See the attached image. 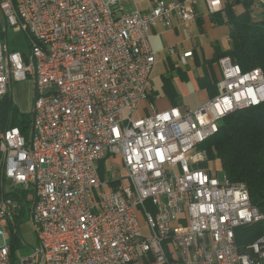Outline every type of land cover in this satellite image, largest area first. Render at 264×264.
<instances>
[{
	"label": "built area",
	"instance_id": "1",
	"mask_svg": "<svg viewBox=\"0 0 264 264\" xmlns=\"http://www.w3.org/2000/svg\"><path fill=\"white\" fill-rule=\"evenodd\" d=\"M204 1L209 14L224 5ZM199 3L0 0L7 35L12 27L30 39L28 51L12 50L8 37L0 45V99L13 82L38 84L29 138L0 127V264H16L11 232L25 217L37 246L18 264H264V234L248 248L237 243L238 228L264 220L247 185L198 166L200 145L226 116L264 103V71L226 55L217 94L198 108L150 101L152 29L195 21ZM104 160H119L124 174L105 167L102 177Z\"/></svg>",
	"mask_w": 264,
	"mask_h": 264
},
{
	"label": "trees",
	"instance_id": "2",
	"mask_svg": "<svg viewBox=\"0 0 264 264\" xmlns=\"http://www.w3.org/2000/svg\"><path fill=\"white\" fill-rule=\"evenodd\" d=\"M223 2L222 10L212 14V19L213 22L227 23L230 26L231 48L216 54L212 61L229 55L245 71L258 66L264 71V3L261 0ZM0 23L2 26V22ZM4 36L5 33L2 34V37ZM207 71L212 72V69ZM169 79L164 89L170 98L175 100L177 93ZM199 84L209 92L211 98L217 94L216 80L213 79L212 82L208 74L199 79ZM174 105H177L176 101ZM32 109L33 102L30 112L22 113L13 105L11 98H5L0 101V127L17 126L25 137L29 138L33 122ZM202 146L205 147L208 157L219 161L221 171L230 181L247 185L252 204L264 214V103L237 110L226 116L220 123L218 133L205 140L199 148ZM101 170L102 177H107L104 169ZM115 174L119 177L118 171ZM118 185V181L111 184L112 187ZM236 233L240 248H248L264 234V220L240 227ZM22 242V234L15 225L11 232L13 256Z\"/></svg>",
	"mask_w": 264,
	"mask_h": 264
},
{
	"label": "crops",
	"instance_id": "3",
	"mask_svg": "<svg viewBox=\"0 0 264 264\" xmlns=\"http://www.w3.org/2000/svg\"><path fill=\"white\" fill-rule=\"evenodd\" d=\"M142 7L149 8V4L143 3ZM197 12V19L193 22L183 23L176 19L172 28L157 24L152 29L151 41L157 51L156 66L160 64L163 68L161 70L162 91L169 107L173 106L176 101L177 104L190 108L184 100L193 93H197L200 98L199 104L195 108L209 100L211 98L209 92L200 87L199 79L208 74L212 82L213 79L217 82L221 77L219 60L215 62L212 60L216 54L231 48L230 26L227 23L213 22L212 14L207 11L204 0H200ZM170 49H174L176 53L170 55ZM187 52H192V56L186 58L184 62L181 56ZM210 69L212 72L208 73L207 70ZM167 79L176 90L177 98L175 100L165 92L164 85ZM150 93V101L157 107L158 99L156 98L158 95L154 89L153 80Z\"/></svg>",
	"mask_w": 264,
	"mask_h": 264
},
{
	"label": "rangeland",
	"instance_id": "4",
	"mask_svg": "<svg viewBox=\"0 0 264 264\" xmlns=\"http://www.w3.org/2000/svg\"><path fill=\"white\" fill-rule=\"evenodd\" d=\"M8 37L9 45L12 50H20V51H28L30 48V39L27 36V34L23 31H15L12 27L8 30V35L5 34L3 38L4 43H6V38ZM260 67V66H258ZM261 68V67H260ZM162 66L158 64L155 68L154 73V79H153V85L155 91H157V98L158 101L156 102L157 108L159 110H165L169 108L167 101L165 100V94L163 93L162 89V75L161 70ZM262 69V68H261ZM263 70V69H262ZM217 83V82H216ZM217 85V84H216ZM34 86L33 82L31 80L21 81V82H13L8 87L9 93L6 95L7 99L11 98L12 103L15 107H17L20 112L22 113H29L33 101V92H34ZM4 98V99H5ZM0 99V101L4 100ZM187 105L190 106L191 109H195V107L198 106L200 98L197 93H193L186 97L184 100ZM199 153H202L205 155L204 160L200 162L198 165L199 167L211 169L213 172L217 173V177L222 179L223 172L221 171L222 168L220 166V163L215 158L208 157L206 153V149L204 146L199 148ZM105 167H107L109 171V177H114L116 175L115 173L118 171L119 174L123 175L124 170L119 165V160H116L114 162H110L108 160H104L102 162V168L105 170ZM216 176V174H214ZM119 182V181H118ZM124 182V179H120V183ZM141 224V230L144 235L150 234V228L148 224L143 220L140 219ZM21 234L24 239V244L21 245L19 248L15 251V263L18 264L17 258L21 256H27L33 252V249L37 246V236L34 232L31 230V226L29 224V220H27V217L24 218V222L21 226Z\"/></svg>",
	"mask_w": 264,
	"mask_h": 264
},
{
	"label": "bare ground",
	"instance_id": "5",
	"mask_svg": "<svg viewBox=\"0 0 264 264\" xmlns=\"http://www.w3.org/2000/svg\"><path fill=\"white\" fill-rule=\"evenodd\" d=\"M16 16H23V8H16ZM1 24V23H0ZM5 33L7 35V27L5 23L0 25V45H6L2 38V34ZM2 33V34H1ZM30 62L31 66H38L40 64V55L37 52H30ZM0 69H6V62H0ZM38 91V84L34 86V92ZM3 159V143H0V163H2ZM0 195H5V187L0 185ZM3 219H10V208H2Z\"/></svg>",
	"mask_w": 264,
	"mask_h": 264
}]
</instances>
